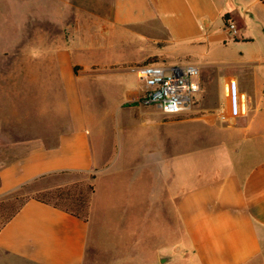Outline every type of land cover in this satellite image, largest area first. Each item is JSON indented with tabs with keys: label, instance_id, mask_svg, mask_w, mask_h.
Masks as SVG:
<instances>
[{
	"label": "crops",
	"instance_id": "0c3cea01",
	"mask_svg": "<svg viewBox=\"0 0 264 264\" xmlns=\"http://www.w3.org/2000/svg\"><path fill=\"white\" fill-rule=\"evenodd\" d=\"M144 64L198 68L186 111ZM90 176L87 221L23 198L0 264H264V0H0V203Z\"/></svg>",
	"mask_w": 264,
	"mask_h": 264
},
{
	"label": "built area",
	"instance_id": "2783aa9c",
	"mask_svg": "<svg viewBox=\"0 0 264 264\" xmlns=\"http://www.w3.org/2000/svg\"><path fill=\"white\" fill-rule=\"evenodd\" d=\"M228 38L236 37L233 22L225 23ZM137 78L145 85L143 103L157 106L165 114H177L186 111L197 87L193 79L198 75V68L191 64L164 67L144 64L133 68ZM233 109L230 105L229 113Z\"/></svg>",
	"mask_w": 264,
	"mask_h": 264
},
{
	"label": "trees",
	"instance_id": "16d2710c",
	"mask_svg": "<svg viewBox=\"0 0 264 264\" xmlns=\"http://www.w3.org/2000/svg\"><path fill=\"white\" fill-rule=\"evenodd\" d=\"M93 191L92 184L72 182L50 187L24 199L32 198L36 201L62 210L74 217L87 221ZM16 209L17 208H15L9 216L3 220V222L7 221Z\"/></svg>",
	"mask_w": 264,
	"mask_h": 264
},
{
	"label": "rangeland",
	"instance_id": "374dc122",
	"mask_svg": "<svg viewBox=\"0 0 264 264\" xmlns=\"http://www.w3.org/2000/svg\"><path fill=\"white\" fill-rule=\"evenodd\" d=\"M32 1V0H31ZM12 11H10V15L9 17L12 18L14 17V13H13V9H11ZM31 14L30 16L28 14ZM6 15V14H5ZM6 15V16H7ZM32 18L33 17V10H28L27 11V18ZM31 31L27 30V33L29 32L30 34H33V28L31 26ZM28 44V42H27ZM30 44H33V42H31ZM17 66V63L15 64ZM32 66V64H30ZM13 77H15V80H21V76H19L17 73L15 75H12ZM25 80H30V81H33L34 78H35V75L33 74H26L25 75ZM47 76H44L43 75V80H46ZM92 178L93 176H90L88 177L87 179H77L75 182H83V183H88V184H92ZM65 180V178H62V177H52V178H44L30 186H27L25 188V193L24 195L22 194L23 192L21 191L18 195H15V198L13 199H9L7 201H3L2 203H0V223L3 222V220L6 218L7 215H9L15 208L16 206L19 204V202L22 201L23 198H27V197H30V196H33L35 195L37 190H40L41 187L42 188H46L47 186L51 185V184H54V183H59V182H63ZM93 186V184H92ZM93 195V194H92ZM91 199H92V196H91ZM90 203H91V200H90ZM90 207V205H89ZM107 211V209H106ZM88 215H89V211H88ZM106 217V215H105ZM105 220V221H104ZM108 220H111L110 218L106 217L105 219H102V221H104V224L103 226L104 227H109L110 226V221ZM93 233H94V228L93 226L90 228V236H89V243L91 242L92 240V237H93ZM128 239V237H127ZM120 243H128V242H120ZM96 258H99L98 255H96ZM98 260V259H96Z\"/></svg>",
	"mask_w": 264,
	"mask_h": 264
}]
</instances>
